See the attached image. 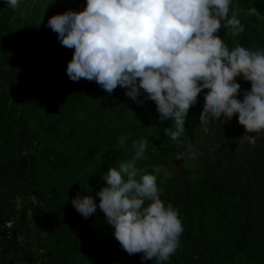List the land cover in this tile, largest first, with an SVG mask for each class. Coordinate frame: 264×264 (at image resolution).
<instances>
[{
	"label": "trees",
	"instance_id": "16d2710c",
	"mask_svg": "<svg viewBox=\"0 0 264 264\" xmlns=\"http://www.w3.org/2000/svg\"><path fill=\"white\" fill-rule=\"evenodd\" d=\"M24 3L13 9L0 0V264H157L129 255L102 211L84 218L71 203L77 193L98 202L101 173L131 159L141 139L148 145L137 167L157 175L161 199L178 211L184 232L167 264H264V131L249 144L235 115L202 123L204 90L173 140L165 129L175 131V121L160 120L146 94L137 103L119 86L109 95L95 81L69 79L74 50L46 25L82 8L53 4L39 25L11 21ZM232 9L244 31L233 35L222 20L226 48H264V0H232ZM195 140L205 151L188 165L153 171Z\"/></svg>",
	"mask_w": 264,
	"mask_h": 264
},
{
	"label": "clouds",
	"instance_id": "9594fccd",
	"mask_svg": "<svg viewBox=\"0 0 264 264\" xmlns=\"http://www.w3.org/2000/svg\"><path fill=\"white\" fill-rule=\"evenodd\" d=\"M19 3L5 0L13 9ZM222 20L231 34L244 31L232 0H86L81 10L50 16L46 26L74 50L66 66L70 80L95 81L109 95L119 86L137 103L146 94L160 120L175 121V131L165 129L173 140L206 90L201 122L225 124L235 115L245 130L241 138L255 144L254 134L264 131V48H226L218 35ZM237 77L250 82V89L241 91ZM147 145V139L134 142L131 159L101 173L105 184L95 192L98 202L77 193L71 203L84 218L102 211L129 255L167 264L184 232L178 211L161 199L157 175L137 167Z\"/></svg>",
	"mask_w": 264,
	"mask_h": 264
},
{
	"label": "rangeland",
	"instance_id": "374dc122",
	"mask_svg": "<svg viewBox=\"0 0 264 264\" xmlns=\"http://www.w3.org/2000/svg\"><path fill=\"white\" fill-rule=\"evenodd\" d=\"M53 4L83 8V3L81 0H25L24 5L11 16L10 20H18L20 22L32 20L35 25H39L43 20L44 14L47 10L50 12H55ZM1 13L2 12L0 11V15ZM242 133L244 134V131H242ZM203 146L206 147L202 141L195 140L192 142L189 148L182 153L180 159H177V155L172 156L160 165L155 166L154 169H158L162 172L168 167L188 165L194 155L203 153L205 151ZM28 239L31 244L35 245L36 241L33 237L30 236Z\"/></svg>",
	"mask_w": 264,
	"mask_h": 264
},
{
	"label": "built area",
	"instance_id": "2783aa9c",
	"mask_svg": "<svg viewBox=\"0 0 264 264\" xmlns=\"http://www.w3.org/2000/svg\"><path fill=\"white\" fill-rule=\"evenodd\" d=\"M6 226H7V227H10V226H11V222H7V223H6Z\"/></svg>",
	"mask_w": 264,
	"mask_h": 264
}]
</instances>
